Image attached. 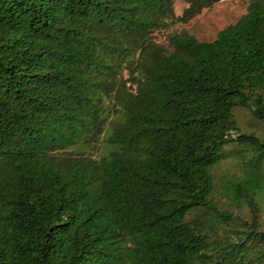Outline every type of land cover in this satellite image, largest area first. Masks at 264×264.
I'll use <instances>...</instances> for the list:
<instances>
[{
	"label": "trees",
	"instance_id": "16d2710c",
	"mask_svg": "<svg viewBox=\"0 0 264 264\" xmlns=\"http://www.w3.org/2000/svg\"><path fill=\"white\" fill-rule=\"evenodd\" d=\"M183 1L0 0V264H264V0Z\"/></svg>",
	"mask_w": 264,
	"mask_h": 264
},
{
	"label": "rangeland",
	"instance_id": "374dc122",
	"mask_svg": "<svg viewBox=\"0 0 264 264\" xmlns=\"http://www.w3.org/2000/svg\"><path fill=\"white\" fill-rule=\"evenodd\" d=\"M174 11L176 15H181L183 9L186 7V3L183 0H173ZM246 1L245 0H221L214 3L208 8H204L199 14L194 16L188 22H175L166 29L157 32L156 37L158 42H164L165 35L172 31L180 29H186L189 33L193 34L199 40H211L215 37L218 30L226 26L227 24L234 22L237 17L245 12ZM237 119L239 126L242 130L256 129L262 131V125L257 124L247 110H237ZM116 119L112 116L110 120ZM109 146L102 141L100 143L99 150L94 153L95 157L100 154L106 153L109 150ZM218 171H224L226 173H238V165L234 158H230L227 162H223Z\"/></svg>",
	"mask_w": 264,
	"mask_h": 264
}]
</instances>
